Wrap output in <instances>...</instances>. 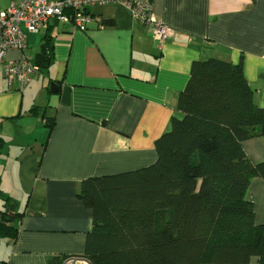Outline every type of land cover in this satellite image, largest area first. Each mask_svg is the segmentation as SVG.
I'll list each match as a JSON object with an SVG mask.
<instances>
[{"label": "crops", "instance_id": "1", "mask_svg": "<svg viewBox=\"0 0 264 264\" xmlns=\"http://www.w3.org/2000/svg\"><path fill=\"white\" fill-rule=\"evenodd\" d=\"M89 16L84 32L49 24L52 62L23 89L7 85L0 67V196L21 216L15 241L0 237V263L83 254L93 217L78 198L80 183L156 162L154 142L169 128L192 62L242 59L254 103L264 108V0H152L155 21L172 31L163 42L117 4ZM45 31L26 34L32 62L39 47L29 52V42ZM241 145L251 163L264 162V138ZM246 198L254 224H264V180L252 178Z\"/></svg>", "mask_w": 264, "mask_h": 264}, {"label": "trees", "instance_id": "2", "mask_svg": "<svg viewBox=\"0 0 264 264\" xmlns=\"http://www.w3.org/2000/svg\"><path fill=\"white\" fill-rule=\"evenodd\" d=\"M44 34L38 71L53 59L51 31ZM256 137L264 138V108L254 103L242 59L192 62L169 128L154 142L156 162L80 183L78 198L93 221L78 257L89 264H248L256 257L264 264V224H254L246 198L251 179L264 180V162L251 163L241 145ZM0 199V237L12 244L21 216Z\"/></svg>", "mask_w": 264, "mask_h": 264}, {"label": "built area", "instance_id": "3", "mask_svg": "<svg viewBox=\"0 0 264 264\" xmlns=\"http://www.w3.org/2000/svg\"><path fill=\"white\" fill-rule=\"evenodd\" d=\"M110 4L123 7L134 21L148 26L153 40L163 42L170 37L172 31L152 16V0H11L5 9L0 8V67L7 85L21 90L38 73V68L24 54L26 34L44 32L51 22L84 32L90 21L89 10ZM9 52L21 56L7 61ZM64 264L89 263L71 256L64 260Z\"/></svg>", "mask_w": 264, "mask_h": 264}, {"label": "rangeland", "instance_id": "4", "mask_svg": "<svg viewBox=\"0 0 264 264\" xmlns=\"http://www.w3.org/2000/svg\"><path fill=\"white\" fill-rule=\"evenodd\" d=\"M41 35H39V36H37V38L36 39H38V41L36 42H34V43H32V42H29V52H34V50H37L38 49V47H39V45H40V43H41V37H40ZM38 51V50H37Z\"/></svg>", "mask_w": 264, "mask_h": 264}, {"label": "water", "instance_id": "5", "mask_svg": "<svg viewBox=\"0 0 264 264\" xmlns=\"http://www.w3.org/2000/svg\"><path fill=\"white\" fill-rule=\"evenodd\" d=\"M56 86H55V84L54 83H52L51 85H50V92L51 93H55L56 92Z\"/></svg>", "mask_w": 264, "mask_h": 264}]
</instances>
